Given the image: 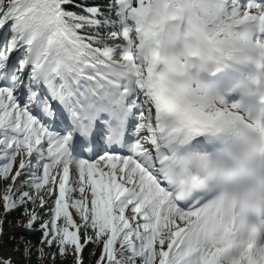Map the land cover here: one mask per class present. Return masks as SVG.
Instances as JSON below:
<instances>
[{"label":"snow or ice","instance_id":"snow-or-ice-1","mask_svg":"<svg viewBox=\"0 0 264 264\" xmlns=\"http://www.w3.org/2000/svg\"><path fill=\"white\" fill-rule=\"evenodd\" d=\"M0 183L41 264H264V0H0Z\"/></svg>","mask_w":264,"mask_h":264},{"label":"trees","instance_id":"trees-1","mask_svg":"<svg viewBox=\"0 0 264 264\" xmlns=\"http://www.w3.org/2000/svg\"><path fill=\"white\" fill-rule=\"evenodd\" d=\"M76 2H83L87 5H93L96 3L104 2V0H76ZM3 187V184L0 183V188ZM31 207V206H30ZM21 210H17L8 216L7 221H11V226L8 225L7 221L5 227L8 228L7 231H4V234L0 236V245L6 247L10 251H15L17 249H25L26 245L33 247V253L31 259L27 258L26 262H21L17 264H41V261L37 258L35 253V248L39 247V240L41 233L39 231H27L22 227L18 226V221L22 219ZM78 218V217H77ZM49 251L48 248H45ZM44 249V250H45ZM89 249L84 251V261L85 264H94V258L89 255ZM50 264V261L48 262ZM59 264V262H58Z\"/></svg>","mask_w":264,"mask_h":264},{"label":"rangeland","instance_id":"rangeland-1","mask_svg":"<svg viewBox=\"0 0 264 264\" xmlns=\"http://www.w3.org/2000/svg\"><path fill=\"white\" fill-rule=\"evenodd\" d=\"M4 230L7 231L8 228L4 227ZM44 251L48 252L47 249H45ZM3 259H10L13 262V264L27 261V257L24 254V249L20 248L15 251H10L6 247L0 245V260H3Z\"/></svg>","mask_w":264,"mask_h":264},{"label":"clouds","instance_id":"clouds-1","mask_svg":"<svg viewBox=\"0 0 264 264\" xmlns=\"http://www.w3.org/2000/svg\"><path fill=\"white\" fill-rule=\"evenodd\" d=\"M195 63H198V59L194 61ZM170 78L174 79V80H178L179 78L175 77V76H171ZM195 78V77H193Z\"/></svg>","mask_w":264,"mask_h":264}]
</instances>
